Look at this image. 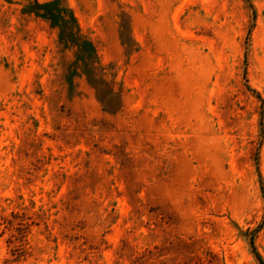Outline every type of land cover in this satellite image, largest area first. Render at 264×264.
<instances>
[{"label":"rangeland","instance_id":"374dc122","mask_svg":"<svg viewBox=\"0 0 264 264\" xmlns=\"http://www.w3.org/2000/svg\"><path fill=\"white\" fill-rule=\"evenodd\" d=\"M58 1L81 62L0 0V264H264V0Z\"/></svg>","mask_w":264,"mask_h":264},{"label":"trees","instance_id":"16d2710c","mask_svg":"<svg viewBox=\"0 0 264 264\" xmlns=\"http://www.w3.org/2000/svg\"><path fill=\"white\" fill-rule=\"evenodd\" d=\"M25 1L31 2L33 6L32 7L33 10L31 12L38 14L39 17L49 21L52 26L59 29L61 39L64 38V41H66V43L68 44L70 43L72 44V46L74 45L75 47H78L77 49L78 54L76 55V61L81 62L82 58L79 57V48H81V46L76 44V40L74 39L76 35H73L72 31L71 33L66 35L67 32L69 31L67 26L70 24H74L76 21L72 12L63 5H61L58 0H51L44 3H38L34 0H25ZM77 32H79L78 27H77ZM83 44H85L88 48L90 47V49L92 50V53L90 54L95 58V51L91 42L85 41ZM87 77L89 82L91 83L92 75L90 71H88Z\"/></svg>","mask_w":264,"mask_h":264}]
</instances>
